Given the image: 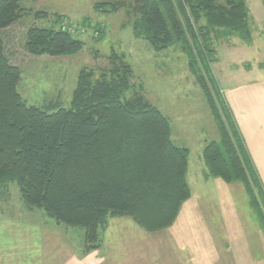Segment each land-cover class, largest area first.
<instances>
[{
	"label": "trees",
	"instance_id": "1",
	"mask_svg": "<svg viewBox=\"0 0 264 264\" xmlns=\"http://www.w3.org/2000/svg\"><path fill=\"white\" fill-rule=\"evenodd\" d=\"M22 0H0V185L15 183L27 209H40L56 224L82 228L81 255L101 247L108 221L128 218L146 233L170 227L190 197L188 149L171 139L168 119L133 87L123 54L111 51L109 67L80 69L68 108L48 112L28 105L18 92L21 70L10 62L4 32L31 14L52 16L50 27L30 26L27 54L72 56L83 47L70 28H91L88 18L65 24V16L33 11ZM106 12L126 8L136 38L155 51L178 46L201 90L218 140L202 150L207 176L240 183L264 234V187L246 149L211 64L212 41L252 39L245 0H118ZM100 39L104 30L93 27Z\"/></svg>",
	"mask_w": 264,
	"mask_h": 264
},
{
	"label": "rangeland",
	"instance_id": "2",
	"mask_svg": "<svg viewBox=\"0 0 264 264\" xmlns=\"http://www.w3.org/2000/svg\"><path fill=\"white\" fill-rule=\"evenodd\" d=\"M114 1L118 0L21 1L26 9L63 15L65 24L75 28L82 19H89L91 28H70L74 37L83 41L82 49L72 56L35 57L24 49L27 29L32 25L50 27L52 16L36 20L29 14L4 32L6 53L21 70L18 92L28 105L48 112L55 110L45 107L52 102L68 108L80 69L109 67L107 56L113 51L123 54L132 69L133 87L125 97L141 91L168 119L172 141L188 149L190 197L174 223L163 231L146 233L128 218L110 219L98 250L107 251L109 237L120 232L159 233L161 239H150L153 248L175 244L179 249H190L195 255L191 264H264V234L242 185L207 176L202 150L209 141L218 140V132L185 56L178 46L155 51L145 40L136 38L126 8L113 13L102 10L106 7L101 4ZM245 3L251 42L246 45L237 38L212 41L215 59L211 68L223 97V91L227 94L240 86L252 90L264 83V0ZM95 26L104 30L100 39ZM83 239L82 228L56 224L42 210L26 209L15 183L0 185V264H57L74 255L82 260L94 252L81 255Z\"/></svg>",
	"mask_w": 264,
	"mask_h": 264
},
{
	"label": "crops",
	"instance_id": "3",
	"mask_svg": "<svg viewBox=\"0 0 264 264\" xmlns=\"http://www.w3.org/2000/svg\"><path fill=\"white\" fill-rule=\"evenodd\" d=\"M223 94L264 187V83L256 89L250 90L247 86H240L227 91V94L223 91ZM151 236L137 233L130 235L128 231L120 232L116 237H109L111 241L108 243L107 251L104 249L94 251L82 260L77 259L75 255L66 256L57 264L192 263L191 258L195 255H192L190 249H179L175 244L172 246L167 243L168 248H162V245L153 248L150 239L159 240L162 236H159V233Z\"/></svg>",
	"mask_w": 264,
	"mask_h": 264
}]
</instances>
